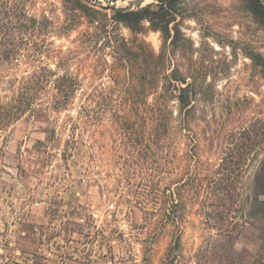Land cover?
I'll use <instances>...</instances> for the list:
<instances>
[{
    "label": "trees",
    "instance_id": "16d2710c",
    "mask_svg": "<svg viewBox=\"0 0 264 264\" xmlns=\"http://www.w3.org/2000/svg\"><path fill=\"white\" fill-rule=\"evenodd\" d=\"M68 1L66 8L73 13L57 23L37 9L38 0H0V135L9 133L26 116L49 118L51 112L67 109L78 93H82L86 101H81L77 118H84L97 133L107 131L116 137L110 159L121 177L129 179L141 170L146 182L143 192L131 194L136 196L134 200L122 199L121 202L128 204L129 213L138 210L144 214L150 204L159 206L165 214L199 205L205 229L216 235H211L215 238L210 241V250L196 254L198 263L250 264L237 248L239 232L235 234L234 230L246 227L254 216L250 225L259 229L261 253L264 247V119L257 118L239 129L222 131L221 120L215 113L214 118L204 120L202 138L193 132L192 122L197 113L205 112L214 99L208 78L225 74L207 70L205 48L200 46L198 52L183 30L182 22L189 16L186 0H156L134 8L111 6V13L82 0ZM246 7L264 23L262 0H246ZM82 19L87 29L80 32L77 47L64 49L57 44L56 40L80 25ZM119 25L130 30L131 39L119 31ZM149 31L160 33L162 44L158 52L138 37ZM85 47L109 50L111 57L113 52L116 65L113 88L126 94L128 100L116 103L108 100L112 84L105 89L96 86L89 91L84 89L80 73L72 70L71 55L77 48ZM250 58L263 77L262 55L251 53ZM86 75L95 79L100 72ZM150 95L153 101H148ZM138 98L143 100L139 102ZM225 111L222 105L220 118ZM73 124L72 134H75L78 123ZM46 131L51 133L54 129ZM72 138L75 141L74 135ZM181 139L187 140L193 157L198 154L185 168H181L177 155ZM201 146L221 151L215 167L210 160L201 159ZM71 148L67 146L65 157L71 154ZM252 161L256 163V170L254 195L250 199V196L243 197L239 179ZM174 181L180 183L172 186ZM239 210H247L250 217L237 215ZM23 225L30 231L29 223ZM66 233L64 238L69 240V232ZM20 250L24 259L23 263L16 261L17 264H42L43 256L37 249ZM59 258L62 260L63 256L58 253L47 262L55 263ZM258 260L257 264H264V255L260 254Z\"/></svg>",
    "mask_w": 264,
    "mask_h": 264
},
{
    "label": "rangeland",
    "instance_id": "374dc122",
    "mask_svg": "<svg viewBox=\"0 0 264 264\" xmlns=\"http://www.w3.org/2000/svg\"><path fill=\"white\" fill-rule=\"evenodd\" d=\"M82 1L109 13L113 11L111 6L129 7V0ZM155 1L145 0L144 4ZM65 3L69 1L38 0L37 9L61 23L73 13L68 12ZM185 7L189 16L182 22L183 30L198 52L200 46L205 48L207 70L225 74L208 78L214 99L205 112L197 113L193 132L202 138L204 120L214 118L215 113L222 131L264 119V76L258 74L259 69H255L250 58L251 53L264 58V23L247 10L246 0H186ZM79 24L58 38L57 44L64 49L76 48L80 32L87 29L84 19ZM119 31L132 38L133 34L123 25H119ZM138 37L155 51L160 50L159 32L140 33ZM71 57L72 70L80 73L84 89H105L112 84L108 100L116 103L129 99L113 88V52L111 57L109 50L85 47L77 48ZM92 71L100 75L95 79L86 75ZM85 99L78 93L67 109L51 112L49 118L26 116L9 133L0 135V264L23 263L20 249L26 247L38 250L43 256L42 264H199L196 254L210 250V241L215 238L211 235H216L205 229L199 205L165 214L159 206L150 204L144 214L138 210L129 213L128 204L122 199L134 200L136 196L131 194L143 192L146 182L141 170L129 179L121 177L110 159L116 137L107 131L97 133L84 118H77L79 105ZM148 101H153V95ZM222 105L226 111L220 118ZM75 122L78 124L72 134ZM48 128L54 132L47 133ZM68 142L71 154L65 157ZM187 145L184 139L178 143L181 168L198 156L195 153L193 157ZM220 153L203 148L199 156L215 167ZM255 170L256 163L252 161L239 179L244 198L254 195ZM178 183L174 181L172 186ZM161 186L165 187V183ZM241 214L249 216L247 210L237 212ZM253 219L254 216L250 221ZM23 223H29L30 231ZM250 223L234 232H239L238 250L246 255L248 263L257 264L264 247L260 253V232ZM67 231L69 240L64 238ZM58 253L62 260L47 262Z\"/></svg>",
    "mask_w": 264,
    "mask_h": 264
},
{
    "label": "water",
    "instance_id": "95a60500",
    "mask_svg": "<svg viewBox=\"0 0 264 264\" xmlns=\"http://www.w3.org/2000/svg\"><path fill=\"white\" fill-rule=\"evenodd\" d=\"M145 0H129V8L134 6H144Z\"/></svg>",
    "mask_w": 264,
    "mask_h": 264
}]
</instances>
